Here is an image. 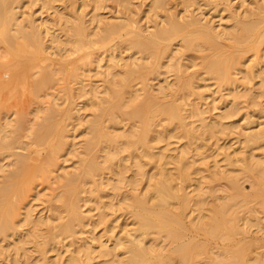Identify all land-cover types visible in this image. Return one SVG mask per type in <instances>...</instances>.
Here are the masks:
<instances>
[{
	"label": "bare ground",
	"instance_id": "6f19581e",
	"mask_svg": "<svg viewBox=\"0 0 264 264\" xmlns=\"http://www.w3.org/2000/svg\"><path fill=\"white\" fill-rule=\"evenodd\" d=\"M24 1L25 0H0V44L4 45L6 48V53L0 56V58L3 57L5 59L7 55L17 56L14 62L0 64V103L6 95L5 93L8 90L7 87H11L12 90H17L18 84H26L28 86L27 91H29L30 96H32L38 89L40 91L41 87L50 86L54 81L58 80L56 77V80L53 81L55 78H52V72L51 75H46L48 71L46 74H42L40 77L38 76V79L37 77L31 79L30 76L26 75L30 69L40 68L46 61L45 59L37 58L39 54L44 53L47 49L43 38L45 32L52 36V44H58V46L63 44L64 48L59 47V49L65 50L69 54L82 52L84 49H89L92 45L100 46L109 39H112L114 35H122L123 33L129 38L122 41L119 45L120 47L125 45V47L133 49L136 52L149 51V54L154 55H157V52L161 50L160 44L170 42L173 39L184 41L185 48H197V50L204 48L220 50L229 43L237 46L236 50L238 53L223 57H212L207 61V72L211 76L218 78L222 84L232 85L234 90V100H230L229 98L223 99L225 100V108L222 113H219V118L210 115V109L219 108L215 102L216 97L210 102L212 108L202 109L199 107L200 101L203 100L205 96L204 93L196 90L194 81L192 80L184 84L185 92L182 97L180 99H172L171 101L160 102L158 98L161 99V95L154 94L147 89L151 86L148 83L147 85L144 84L136 87L128 91V94L133 93V101L124 99L122 104L110 113V125L108 127L111 130L107 131L102 145L104 161L101 163L97 158L93 159L87 171V182L93 184V189H99L97 184L98 179L96 177L105 174L106 170L114 171L113 165L118 162V159H121L120 157L123 156V152L125 151L129 153L128 157L133 162L134 173L131 177H127L124 174V170L121 169L117 171L119 175V177H116L117 179L110 177L113 191L111 199L113 200L114 198L121 197L120 195H122V193L119 192V189H121L123 185L131 186L133 189L138 188L140 181L142 182V179L147 173V162L143 159L144 155L149 156V158L157 157L160 160H165L150 175L148 187L142 195L127 193L121 197L122 203L124 202V205H121L122 207L126 209H133L136 207L139 209L134 216L133 227L125 229L123 235H118L116 229L119 226L112 225L110 229L112 235L108 236L107 240H103L102 235L99 237V248L96 249L91 245V243L97 239L95 233L97 226L108 216L107 211L108 208H110L108 207V203H113L110 201H98V216L95 218L92 215L89 218L92 227L91 230H89L90 234L88 240L82 245V250L80 251L71 248L76 241L80 239L78 234L80 235V233L84 231L87 222L86 219L88 220V217H86L82 211V206L71 200L67 202V195L70 193V187L78 175L77 172L68 171L63 174V181H61V184L57 181V183L60 184V190L53 194V196H48L49 199L47 198V200H45L55 212L53 215L49 216L37 215L35 209H33L32 206H28L30 205L29 202L26 201L28 202L26 203L24 201L27 199L28 196L26 197V195L30 191L29 185H26L24 181L29 171V159L26 155L21 152L18 153L20 156L17 154L16 161L19 164L16 162L14 163L17 164L15 166L21 167L15 169L16 171H14L13 168L12 170L14 172H10L11 174H8V170L7 176H4L6 180L4 182L2 181L3 183L0 185V238L20 236V228L22 226H27L30 227L28 233L29 237L32 235V237L37 239L40 235L35 233V228L37 229L38 226H46V233H48L46 235L47 238H43V236L37 239L39 240L38 242L42 244V248H40V264L48 263V253L56 250L57 245H60L68 239H70L68 243H64L63 246L67 248V257L69 260L78 259V254L82 252L91 259L94 252L98 251L99 253H104L105 256H119V264H174V259L176 257L181 258L183 264H190L194 247L189 238L184 234V231L187 229L186 226L183 224L181 218L173 213L172 208L177 207L183 212L193 203L195 209H200V211H202L205 208V202L213 193V188H207L206 183H204L205 179L199 182L197 193L190 194L187 191V187L193 184L194 172H196V169L198 170L195 165L196 159L192 160L189 156L192 148V141L200 136L203 137L204 132H211L212 134L217 127H222L223 130L236 127V125L226 124L223 121L229 118V116H233L232 114L235 113L234 109H236L238 103L237 97H241L240 99L243 98L242 100L246 102L251 101L252 104H257L258 101L264 97V86L258 89L257 87H251V83L255 78L260 79L261 77L262 80L260 79V81L264 82V77H262L264 74L262 69V63L264 62V54H262V47L264 45V27L262 28V24L264 23V16L254 18L253 13H245L243 15L239 13L233 15V23L231 26L217 28L215 22L211 23L209 20L204 23L201 18L195 15H191L187 19H179L173 14L168 18L166 25H157L150 32V35L146 36L142 28L134 25L135 22L132 20L126 19L125 21L115 22L104 20L98 12V8L89 20L90 25L96 23L97 29L95 31H91L86 25L85 16L77 14L73 20H71V18L65 20L66 24L70 25V33L62 40L60 33H55V31H53V33L50 32L51 25L61 22V16L59 20H51V25H47V23H43V20H40L43 19L42 15L19 19L18 15H20V12L18 9L22 7ZM34 1H42V8H50L55 0ZM96 1H98V3L101 2V0ZM118 1L123 6H128L127 4L130 3V0ZM162 3L163 0H155L152 10L156 11L158 6H161ZM257 8L258 14H264V6L257 4ZM155 14H157V12H155ZM43 24L46 30L41 28ZM252 36L254 38L252 42H249ZM246 43L248 44L247 46ZM167 50L168 47L165 48L164 52H169L168 55H171L172 52ZM250 51L253 52L256 59L252 60L254 64L245 71L243 80L240 82L236 75L243 72V68L249 58L246 54ZM88 55L86 57H91ZM131 57V61L125 63L126 68L119 72V58L110 55L109 63L105 70L107 76L106 85L102 89L107 93L109 100L115 99L121 90L127 86V79L131 75L145 70L153 64V62L149 60L145 62L144 57H133V55H131ZM182 60L181 57L176 58L172 56L169 63L164 66L165 71L181 72L183 68ZM99 61L100 60H98V64L100 63ZM194 64L198 65L199 63ZM162 65H164V63H162ZM20 67H23L25 72L23 76L18 79V76H13L11 73L18 70ZM100 67H102L101 64H99V68ZM73 72L75 71L70 72L68 75L64 74V72H61V75H59V72L57 76L62 77L59 78L60 80L66 79V77L76 78L80 76L79 73ZM48 74H50V72H48ZM119 74L122 75L121 79H117ZM53 76L55 77V75ZM48 81L49 83L52 81L50 85L47 84ZM117 85L121 86V88L117 87ZM98 88V85H89V87H87V85H82L81 89L83 96L88 99H93L92 105L97 108L100 107L99 103L95 101L100 91ZM163 91L167 90L164 86H159V94H168V92L165 94ZM243 91L245 92L242 93ZM23 93L22 91V94ZM141 93L145 94L143 101L139 100ZM54 104L58 105L56 103ZM125 104L132 106L133 111L124 110ZM55 105L52 103L47 108L42 105L44 109L39 107L37 108L38 110H36L38 118L41 117L43 112L45 114L43 121L38 122V128L35 132L38 135V142L40 144H45L47 141L51 142L50 158L48 161L46 158L48 163H46V168L44 166V168L38 167V170L46 177H51L50 175L54 171L55 164H57V158L61 155L60 152H65L66 148H70L72 143L69 142L70 135L66 133V128L57 132L55 126L51 123L54 112H56ZM157 106H159L157 111L151 110ZM79 111L80 109L75 113L78 114L80 113ZM182 112H186L187 114L184 116ZM20 113H22V111ZM23 114H21V116ZM101 116L102 112L89 120L92 128H97ZM163 117L167 118V123L164 128L154 131L152 126L157 127ZM193 118L197 120L195 121ZM186 119H189V121L186 122ZM17 120H7L4 124H0V150L3 153H8L13 148V142L10 140L12 138L9 137V133L14 131V128H18L20 120H18V122ZM122 121H128L131 127V129L128 128L127 134L113 131V129L116 130L119 127L118 125ZM199 128L203 129V135L202 132L198 134L197 130ZM246 129H249V127ZM205 135L203 139L206 138ZM167 136H176V138L186 137L187 148H175L176 153H168L167 151H170V148L168 150H157L160 148L151 144L155 138L161 140ZM96 138L97 137H95V140ZM243 138L244 139H239L241 146L230 145L226 151L224 150L222 159L232 166V171L244 173L246 178L252 181L255 190L254 193L247 194L242 191L241 182L240 179L236 177V173L222 175L221 177L227 181L232 193L226 192L221 201V205L219 204L220 206L215 207L211 210L210 214H208L207 222L205 221L206 215L202 212H199V214L192 219L194 221L196 220L193 226L204 229L207 234L215 238L224 237L225 239H231L233 234L239 233L240 226L238 222L240 219H245L246 223L252 222L253 220L258 221L257 218L252 216L253 213L250 214L253 207L249 206V202L254 199L256 202L260 200L264 203V158L254 159L256 156L254 150L264 145V128L245 131L243 133ZM93 143L94 138L89 137L86 141L85 146H87V148L85 147V149H91ZM205 145L206 144H203V147L201 144L196 146L198 154H204L203 149L206 150ZM230 149H233L235 154H233ZM66 151L69 150L67 149ZM121 153L122 156H120ZM172 161L176 163L174 170L168 168V164ZM214 163L217 165L220 163V160L216 158ZM4 166L5 165L0 166V169L4 170ZM213 181L214 179L212 182ZM84 191L83 189L82 192ZM13 193L16 194V198L10 200L9 198ZM100 197L97 196L98 199ZM82 199L85 200V202L89 200L88 198ZM21 207L25 208L24 212H20ZM62 207L63 209L66 207L69 213L68 219H66L65 222H61L63 219L62 215L56 216L57 213L64 212V210L61 209ZM242 210L245 214L243 217L239 215V212ZM56 219L58 223H54ZM233 220L234 223L230 224ZM162 235H166L171 239L170 243L172 246L170 254L167 256L163 254L166 245L165 247L162 246L161 249H158L155 243L148 245L150 240H157L158 237ZM75 237H77L78 240ZM19 241L23 243V246L15 248L16 256H14V258L16 261H18L17 257L21 252L20 250H23L21 252V254L24 252L23 256L28 255V249L24 246L29 241ZM108 241H112L113 246L109 245ZM3 250L4 249L0 247V251L3 252ZM120 255H122V257H120ZM221 255L223 258L216 261L215 264H253L247 257L245 248L242 247H226L222 250ZM26 257L25 260L28 262V256ZM254 261L260 263L261 259L257 257ZM104 264L113 263L107 261Z\"/></svg>",
	"mask_w": 264,
	"mask_h": 264
},
{
	"label": "rangeland",
	"instance_id": "374dc122",
	"mask_svg": "<svg viewBox=\"0 0 264 264\" xmlns=\"http://www.w3.org/2000/svg\"><path fill=\"white\" fill-rule=\"evenodd\" d=\"M25 1L23 2L22 7L18 9L20 12V15H18L19 19L42 15L43 19L40 20H43V23H47V25H51V20H59V17L61 16V22L51 25L50 32L53 33V31H55V33H60L62 40H64L70 33V25L66 24L65 20L67 18H71V20H73L77 14H82L85 16L84 19L86 21V25L91 31H95L97 29L96 23H92L90 25L89 20L95 13V10H98V8V12L101 14V17L104 20L111 22L125 21L126 19L132 20L135 22L134 25L140 26L142 28L146 36H149L150 32L157 25H166L168 18L173 14L179 19H187L191 15H195L201 18L204 23L209 20L211 23L215 22L217 28L231 26L233 23V15L239 13L242 15L245 13H253L254 18H260L264 16L263 13L258 14L257 8V4L264 6V0H163L162 5L158 6L156 11L152 10L155 0H130V3H128V1V4L126 3L128 6H123L118 0H101L100 3H98L96 0H55L56 2L53 1L50 8H42V1ZM155 12H157V14H155ZM263 27L264 23L262 24V28ZM41 28L45 29L46 27L43 24ZM43 38L47 49L44 53L39 54L37 58L45 59L46 61L41 65L40 68L30 69L26 75L30 76L31 79L36 77L38 79V76L40 77V75L42 76V74H46L48 71L50 74L47 72L46 75H51L52 72V78H55L53 81L56 80V77L58 80L54 81L52 84V81H50V83L48 81L47 84H51V87L43 86L44 88L41 87L40 91L39 89L37 90L40 94L35 91V93L37 92L38 95L37 93H34L32 96H30L29 91H27L28 86L26 84H18L17 90H12L11 87H7L8 90L5 93L6 95L3 97V100L0 103V124H4L7 120L15 121L18 117H20L18 118L20 121L18 123V128H14V131L9 133V137L12 138L10 140L13 142L12 150H10L8 153H3L0 150V166L5 165V171L0 169V185L6 180L4 176H7L6 174L8 170L9 174L10 172L12 173L16 171L15 169L21 167L15 166L17 165L16 163H18L16 161L17 154L21 152L22 154L26 155L29 159V171L26 174L27 177L24 181L26 182V185H29L30 191L28 192L29 194L27 193L26 197H28L24 201L29 202L30 205L28 206H32L33 209H35V213L37 215L49 216L53 215L55 212L45 200H47L48 196H53V194L60 190V184L61 181H63V174L68 171L77 172L78 175L70 187L71 194L69 193L67 195V202L71 200L72 202H76L82 206V211L86 217H88V220L86 219L87 222L84 231L80 233V235L78 234L80 239L78 240V236V238L75 237L78 241H76L74 238L76 243L71 248H75L76 250L80 251L82 250V245H84L85 241L88 240L90 234L89 230H91L92 227L91 220L89 218L92 215L95 218L98 216V201L113 202L111 204L108 203V207H110L107 211L108 216L106 215L107 218L101 221L95 230L97 239L92 242L91 245L97 249L99 248V237L101 235L103 236V240H107L108 236L112 235L110 233L112 225L119 226L116 229L118 235H123L125 229L133 227L134 216L136 211L139 209L136 207L133 209H126L122 207L124 202L122 203L121 197L127 193H136L142 195L148 187L150 175L161 163L165 161L160 160L157 157L149 158V156L144 155L143 159L147 162V173L142 179V182L140 181L138 188L133 189L131 186L123 185L121 189H119V192L122 193V195H120L121 197L114 198L113 200L111 199L113 191L110 177H113L114 179L119 177L117 171H120L121 169L124 170V174L127 177H131L134 173L133 162L128 157L129 153L125 151L123 152V156L121 153V159H118V162L113 165L114 171L106 170L105 174L96 177L98 179L97 184L99 189H93V184L87 182V171L89 164L93 159L97 158L101 163L104 161L102 145L104 143L107 131L111 130L108 127L110 125V113L114 109L118 108L124 99H130L131 101L133 98V93L128 94V91L133 90L136 87L144 84L147 85L148 83L152 87L149 86L147 89H149L154 94H158L159 96L161 95V99L158 98L160 102L171 101L175 98L180 99L185 92L184 84L192 80L194 81V87L196 90L204 93L205 96L204 99L200 101L199 107L202 109L209 107L212 108V106H210V102L216 97L215 102L219 108L210 109L211 114H209L213 115L215 118H219V113H222L225 108V100L223 99L229 98L230 100H234V90L232 85H224L218 80V78L211 76L207 72L206 65L209 58L223 57L238 53L236 50L237 46L229 43L220 50H215L213 48L197 50V48H185L184 41L173 39L170 42H164L160 44L161 50L157 52V55H154L149 54V51L136 52L133 49L125 47V45L120 47V43L129 38L123 33L122 35H114L112 39H109L100 46L92 45L89 49H84L82 52L69 54L65 50L59 49V47L64 48L63 44L58 46V44L51 43L52 36L50 34L45 32ZM253 38L254 37L252 36L249 39V42H252ZM247 45L248 44L246 43V46ZM167 47V51L172 52L171 55H168L169 52H164L165 48ZM5 53V46L0 44V56ZM262 54H264V45L262 47ZM87 55L91 57L88 58L86 57ZM110 55H114L119 58V72L126 68L125 63L131 61V55H133V57H144L145 62L148 60L153 62V64L145 70L131 75L127 79V86L123 88L119 95L113 100H109L107 93L102 90L106 85L107 76L105 74V70L109 63ZM172 56H175L176 58L181 57V59H183V68L179 73L174 71L168 72L164 69V66L169 63ZM246 56H249V58L247 59V62L243 68V72H240L236 75L240 82L243 80L245 71L254 64L252 60L256 59V56L253 55L252 51L248 52ZM16 59L17 56L15 55H7L5 59L3 57L0 58V64L14 62ZM98 60H100L99 64L102 66L100 68ZM162 63H164V65H162ZM194 63L199 64L195 65ZM263 64L264 62L262 63V69L264 71ZM72 71L79 73L80 78L66 77V79L60 80L59 78L61 76H57L59 72V75H61V72H64V74L68 75ZM24 72V68L20 67L18 70L13 71L11 75L16 77L18 76V79H20ZM53 75H55V77ZM262 77H264V74ZM121 78L122 75L119 74L117 79ZM260 79L262 80L261 77ZM260 79L255 78L251 83V87H257L258 89L259 87L264 86V82H261ZM82 85H87V87H89V85L99 86L98 89L100 91L98 98H95V101L99 103V108L92 105L93 99H88L83 96V93L81 92ZM159 86H164L167 91L163 92H165V94L168 92V94H159ZM117 87L121 88V86L118 85ZM22 91L24 92V96ZM244 92L245 91L242 93ZM144 96L145 94L141 93L139 100L143 101ZM240 98L241 97L236 98L238 100L236 101L239 103V105L237 103L236 109H234L235 113L232 114L233 116H229V118H226L223 121L226 124H231L233 126L236 125V127L228 128L226 130H223L222 127H217L214 129L212 134L211 132L206 133L203 131V129L199 128L197 130L198 134H201L203 131L204 135L205 133L207 135H205L206 138L203 139L204 135L202 132L203 137L200 136L192 141V148L190 150L189 156L192 160L196 159L195 165L198 170L196 169V172H194L195 176L193 184L187 187V191L190 194L197 193V186L199 185V182L202 179H205L204 183H206L207 188H213V193L211 197L205 202V208L202 211H200V209H195L193 203L190 204V206L183 212H181L177 207L172 208L173 213L179 216L183 224L186 226L187 229L184 231V234L187 238H189L192 246L194 247L190 264H215L216 261L223 258L221 252L226 247L245 248L247 257L250 259L251 263L255 264L256 262L254 260L259 257L261 262L256 264H264L263 201L259 200L256 202L253 199L251 202H249V206L253 207V210L250 212V214L253 213L252 216L257 218L258 221L253 220L252 222L250 221L249 223H246L245 219H240L238 222L240 226V232L233 234L231 239H225L224 237L215 238L212 235L207 234L204 229L193 226L196 220H192L194 217H196V215L199 214V212H202L206 215L205 221L207 222L208 214H210L211 210H213L215 207L221 205V201L223 200L226 192L232 193L227 181L221 176L235 174L236 172L231 170L232 166L223 161V151H226L230 145L241 146L239 139H244L243 133L245 131H253L264 128V97L261 99L258 98L260 100L257 104H252L251 101H243V98ZM52 103L53 105H55L54 103L58 105H55L56 112H54V117L51 119V123H53L57 132L66 128V133L70 135L69 142L72 143L70 148H66V150L68 149L69 151L65 150L66 153L64 151L60 152L61 155L59 158H57V164H55L54 171L50 175L51 177H46L43 176V174L38 170V167L40 168L44 166L46 168L48 164L47 161L50 158L51 142L47 141L45 144H40L38 142V135L35 132L38 128V122L43 121L45 114L43 112L41 117L39 116L40 118H38L36 115V110H38L37 108L39 107L42 109H44V107L47 108ZM42 105L44 107H42ZM158 108L159 106L152 108L151 110L157 111ZM79 109L80 113L76 114L75 112ZM123 109L126 111H133L132 106H129L128 104H125ZM21 111L22 113H20ZM100 112H102V116L99 125L97 128H92L90 126L89 120L94 118ZM182 113L184 116L187 114L186 112ZM21 114L24 116H21ZM195 118H193V120L196 121L197 119ZM185 121L188 122L189 119H186ZM166 123L167 118L163 117L157 127L152 126V128L154 131L162 130ZM118 126L119 127L116 130L113 129V131L116 133L127 134L128 128L131 129L128 121H122ZM247 127H249V129H246ZM176 136H167L161 140H157V138H155L151 144L160 148L157 150H168L170 148L171 150L167 151L168 153H176L175 148H187L186 137L176 138ZM89 137L94 138V143L92 144L91 149L86 150L85 147L87 148V146H85V144ZM95 137H97L96 140ZM200 144L202 147L203 144H206V150L203 149L204 154H198L197 152L196 146H199ZM263 146L254 150L256 155L254 159L264 158ZM230 150L233 152V154H235L233 149ZM216 158L220 160V163L217 165L214 163ZM175 167L176 163L173 161L168 164V168L171 170H174ZM13 168L14 171L12 170ZM235 175L240 179L242 191L247 194H253L255 190L252 181L248 180L244 173L237 172ZM213 179L214 181L212 182ZM57 181L60 184L57 183ZM83 189L85 190L84 192H82ZM15 196L16 194L13 193L9 199L13 200L16 198ZM97 196L101 197L98 199ZM82 198H88L89 200L85 202V200ZM61 209L64 210V212H59L56 214V216L58 217L59 215H62L63 219L61 222H65L66 219H68L69 213L67 212L68 210H66V207H64V209L62 207ZM24 211L25 208L21 207L20 212ZM239 215L243 217L245 215L244 211H240ZM54 223H58L57 219L54 221ZM233 223L234 220L230 222V224ZM29 228L30 227L22 226L20 228V236H8L0 238V247L1 249H4L3 252L0 251V264H27L28 262V264H40V248H42V244L39 243V240L37 239H40L43 236V238H47L46 235L48 233H46V226H38L37 229L35 228V233L40 235V237H37V239L32 237V235L29 237ZM19 240L29 241L24 246L28 249V255L23 256L24 252L21 254L23 250H20L21 252L17 257L18 261H16L14 258V256H16L15 248L18 246H23V243ZM69 240L70 239L62 242L60 245H57L56 250L50 251L48 253L47 256L49 262L46 264H104L107 261L112 262L113 264H119V256H105L104 253H99L98 251L94 252L92 256L90 255L91 259H89L87 255L82 252L78 254V259L69 260L67 257V248L63 246V244L68 243ZM170 241V237L162 235L158 237L157 240H150L148 245L155 243L158 249H161L162 246L165 247L166 245L163 254L164 256H167L170 254V249L172 246ZM108 242L109 245L113 246L112 241ZM26 256H28V262L25 260L27 258ZM120 257H122V255H120ZM174 264H183L181 262V258L176 257L174 259Z\"/></svg>",
	"mask_w": 264,
	"mask_h": 264
}]
</instances>
